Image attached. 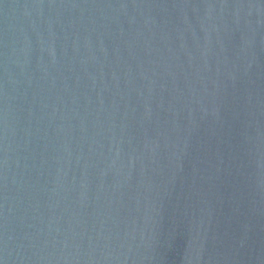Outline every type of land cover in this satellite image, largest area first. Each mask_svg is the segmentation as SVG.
I'll return each instance as SVG.
<instances>
[{
	"label": "water",
	"instance_id": "water-1",
	"mask_svg": "<svg viewBox=\"0 0 264 264\" xmlns=\"http://www.w3.org/2000/svg\"><path fill=\"white\" fill-rule=\"evenodd\" d=\"M0 264H264V0H0Z\"/></svg>",
	"mask_w": 264,
	"mask_h": 264
}]
</instances>
